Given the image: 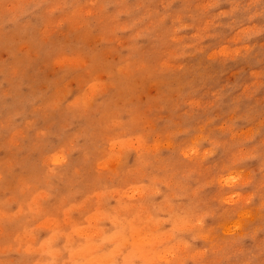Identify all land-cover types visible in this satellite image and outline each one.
I'll use <instances>...</instances> for the list:
<instances>
[{
	"label": "rangeland",
	"instance_id": "374dc122",
	"mask_svg": "<svg viewBox=\"0 0 264 264\" xmlns=\"http://www.w3.org/2000/svg\"><path fill=\"white\" fill-rule=\"evenodd\" d=\"M0 264H264V0H0Z\"/></svg>",
	"mask_w": 264,
	"mask_h": 264
}]
</instances>
